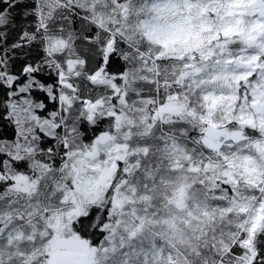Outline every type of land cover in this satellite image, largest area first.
Instances as JSON below:
<instances>
[{"label": "snow or ice", "instance_id": "obj_1", "mask_svg": "<svg viewBox=\"0 0 264 264\" xmlns=\"http://www.w3.org/2000/svg\"><path fill=\"white\" fill-rule=\"evenodd\" d=\"M0 264H264V0H0Z\"/></svg>", "mask_w": 264, "mask_h": 264}]
</instances>
